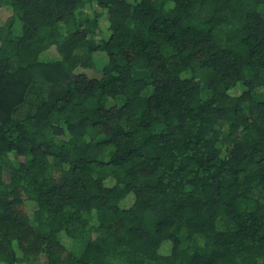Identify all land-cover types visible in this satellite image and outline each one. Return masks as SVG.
Here are the masks:
<instances>
[{"label":"trees","instance_id":"trees-1","mask_svg":"<svg viewBox=\"0 0 264 264\" xmlns=\"http://www.w3.org/2000/svg\"><path fill=\"white\" fill-rule=\"evenodd\" d=\"M2 6L0 264H264V0Z\"/></svg>","mask_w":264,"mask_h":264},{"label":"rangeland","instance_id":"rangeland-1","mask_svg":"<svg viewBox=\"0 0 264 264\" xmlns=\"http://www.w3.org/2000/svg\"><path fill=\"white\" fill-rule=\"evenodd\" d=\"M9 15H10L9 8L7 6H2L0 8V22L4 21ZM106 15H107L106 10H103V17H105V21L107 23L108 21H107ZM99 53H103V52H99ZM101 55H102L101 62H99V60H97V63L100 64L99 70H100L101 66L104 64V62L106 61L105 53H103ZM99 73H100V71H99Z\"/></svg>","mask_w":264,"mask_h":264}]
</instances>
